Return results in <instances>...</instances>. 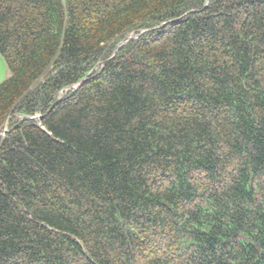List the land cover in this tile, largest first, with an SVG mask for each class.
Returning a JSON list of instances; mask_svg holds the SVG:
<instances>
[{
  "label": "trees",
  "instance_id": "16d2710c",
  "mask_svg": "<svg viewBox=\"0 0 264 264\" xmlns=\"http://www.w3.org/2000/svg\"><path fill=\"white\" fill-rule=\"evenodd\" d=\"M0 55V264H264V0H0Z\"/></svg>",
  "mask_w": 264,
  "mask_h": 264
},
{
  "label": "water",
  "instance_id": "95a60500",
  "mask_svg": "<svg viewBox=\"0 0 264 264\" xmlns=\"http://www.w3.org/2000/svg\"><path fill=\"white\" fill-rule=\"evenodd\" d=\"M208 0H206V2H207ZM145 30H142L140 33H138V34H135V35H129L128 37H126L123 41H121V43L119 44V45H121L123 42H126V41H128V40H130V39H135V38H138L143 32H144ZM115 51H116V49H115ZM114 51V52H115ZM105 63V61H101V62H98L93 68H92V70L79 82V83H77V84H75L74 85V88H77L78 86H80L81 85V83L85 80V78L91 73V72H93L98 66H101V65H103ZM31 119H34V120H36V119H39L40 118V115H36V116H31L30 117ZM1 130L2 129H0V132H1Z\"/></svg>",
  "mask_w": 264,
  "mask_h": 264
},
{
  "label": "crops",
  "instance_id": "0c3cea01",
  "mask_svg": "<svg viewBox=\"0 0 264 264\" xmlns=\"http://www.w3.org/2000/svg\"><path fill=\"white\" fill-rule=\"evenodd\" d=\"M5 68V69H4ZM5 73V74H4ZM6 76V66L2 56L0 55V81Z\"/></svg>",
  "mask_w": 264,
  "mask_h": 264
},
{
  "label": "rangeland",
  "instance_id": "374dc122",
  "mask_svg": "<svg viewBox=\"0 0 264 264\" xmlns=\"http://www.w3.org/2000/svg\"><path fill=\"white\" fill-rule=\"evenodd\" d=\"M4 69H5V68H4ZM4 74H5V73H4ZM4 76H5V75H4ZM2 80H3V79H2ZM2 80H1V81H2ZM1 81H0V82H1ZM5 130H6V129L4 128V129L1 130V132H5Z\"/></svg>",
  "mask_w": 264,
  "mask_h": 264
}]
</instances>
